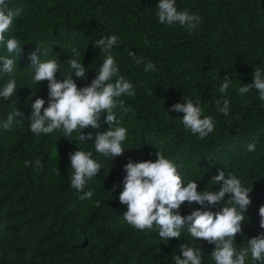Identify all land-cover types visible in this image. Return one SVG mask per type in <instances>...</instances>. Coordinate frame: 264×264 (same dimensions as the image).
Returning <instances> with one entry per match:
<instances>
[{
    "label": "trees",
    "instance_id": "1",
    "mask_svg": "<svg viewBox=\"0 0 264 264\" xmlns=\"http://www.w3.org/2000/svg\"><path fill=\"white\" fill-rule=\"evenodd\" d=\"M9 7L22 6L8 35L16 38L22 53L12 74L16 93L0 98V264H175L180 245L202 250V264H215L210 252L215 245L193 239L187 226L179 239L162 240L158 230H138L123 218L127 206L119 201L126 175L123 166L157 159V151L172 160L185 185L196 181L198 191H217L211 178L223 170L251 188V203L245 212L242 232L234 245L239 250L247 240L264 233L259 226V208L264 205V102L258 91L239 94L242 84L253 82V71H264V0H176L178 10H188L201 21L189 31L179 24L158 22L159 0H6ZM115 34L118 45L111 55L119 74L131 82L135 96L123 95L131 111L115 108L127 129L123 153L111 160L96 152L94 136L109 125L101 113L100 127L88 126L82 133L93 139L80 141L78 131L66 137L62 130L33 134L29 127L31 103L48 102V82L33 83L29 55L55 59L56 78L72 75L79 87L90 84L105 54L94 41ZM76 48L80 56L74 57ZM132 51L143 57L137 65ZM43 53L45 55H43ZM0 55H8L0 48ZM77 58L86 68V78H77L68 60ZM151 61L156 70L144 71ZM231 77L226 93L219 87ZM12 76L0 74V88ZM65 76V77H64ZM229 100V115L218 112L216 100ZM191 100L203 116L215 122L203 139L186 130L182 112L174 103ZM222 106V104H221ZM19 111L10 129L3 128L10 114ZM255 144L249 152L247 145ZM92 153L101 169L87 181L82 192L70 187L69 153ZM39 159L40 167L33 166ZM25 161L33 162L25 165ZM227 199V197H226ZM97 202L99 206L97 207ZM223 201L202 210H219ZM201 205L185 202L179 209L188 215ZM246 264L253 262L250 254Z\"/></svg>",
    "mask_w": 264,
    "mask_h": 264
},
{
    "label": "clouds",
    "instance_id": "2",
    "mask_svg": "<svg viewBox=\"0 0 264 264\" xmlns=\"http://www.w3.org/2000/svg\"><path fill=\"white\" fill-rule=\"evenodd\" d=\"M158 22L167 25L179 24L192 31L200 23L201 18L188 10H178L176 0H159L156 5ZM23 7H9L6 0H0V48H6L8 55H0V74L12 76L16 70L17 60L22 53L20 42L8 35L14 21L22 15ZM118 37L113 34L94 41V47L99 48L105 54L103 63L97 75L90 84L79 87L73 80L72 75L64 76L63 80L56 78V72L60 69L55 59L41 60L36 52L29 55L34 71L33 83L48 82V102L45 107V99L37 97L31 103V115L29 117L30 131L39 136L51 134L55 130H62L64 136L69 137L73 131H78V140L89 141L93 134L82 133V129L91 126L100 127L102 112L109 125L103 132H97L94 136L96 152L111 160L120 156L124 148L122 142L127 136V129L122 125V119H118L115 108L120 107L123 111H131L125 106L123 100L117 98L127 95L135 96V90L131 82L119 74L116 60L111 55L114 46L118 45ZM74 57H79L80 52L72 49ZM133 57L137 65L144 63L143 57H138L132 51L128 53ZM43 55H45L43 53ZM77 58L68 60V64L77 78H86V68ZM155 65L148 61L144 65V71H155ZM231 77L225 75L224 82L219 87L220 93H226ZM258 91V99L264 102V71L255 68L253 82L242 84L239 94L244 95L250 90ZM17 90V83L12 76L5 85L0 88V98L9 100ZM217 110L224 116L229 115V100H216ZM222 104V106H221ZM172 110L182 112V123L186 130L205 138L215 127L211 116H203L202 109L191 100L183 103H174ZM21 113L17 110L10 114L3 128L12 127L14 117ZM247 150H255V144L249 143ZM157 159L133 162L131 159L123 166L126 175L123 178V190L119 194L121 204L127 206L123 213L126 223L138 230H151L153 226L158 230L162 240L170 238L179 239L181 229L187 226L188 234L196 240H204L215 245L210 252L215 264H246L249 256L253 262L264 264V233L247 240V246L237 248L234 245L235 237L242 232V223L245 221V212L251 203L249 193L252 187H246L236 176H227L223 170L218 169V174L211 178L213 185L220 183L217 191H198L196 181H189L185 185L176 164L167 158L162 152L157 151ZM70 166L72 169L70 187L77 192H82L81 199H90L91 191H84L86 183L96 176L101 165L92 158V153L75 150L69 153ZM25 161V165H29ZM33 166L40 167L41 162L37 159ZM227 197V199H226ZM223 201V206L213 212L202 210L207 205H216ZM196 203L201 208L193 209L188 215H181V205ZM99 202H97V207ZM259 226L264 228V205L259 208ZM181 254L175 255V264H202V250L190 247L182 243Z\"/></svg>",
    "mask_w": 264,
    "mask_h": 264
}]
</instances>
